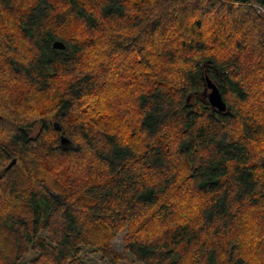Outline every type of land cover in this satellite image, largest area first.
Listing matches in <instances>:
<instances>
[{
    "label": "trees",
    "instance_id": "1",
    "mask_svg": "<svg viewBox=\"0 0 264 264\" xmlns=\"http://www.w3.org/2000/svg\"><path fill=\"white\" fill-rule=\"evenodd\" d=\"M258 7L0 0V264H264Z\"/></svg>",
    "mask_w": 264,
    "mask_h": 264
},
{
    "label": "water",
    "instance_id": "2",
    "mask_svg": "<svg viewBox=\"0 0 264 264\" xmlns=\"http://www.w3.org/2000/svg\"><path fill=\"white\" fill-rule=\"evenodd\" d=\"M54 47L56 49H64L65 45L61 42H56ZM207 91H208V100L209 103L211 104V106L219 111V112H226L227 111V104L225 103L223 96L220 92V89L218 88L217 84L214 83L211 80H207ZM56 129H60L58 126H56ZM62 143L66 144L68 143V140L63 138L62 139ZM15 162H13L12 164H14Z\"/></svg>",
    "mask_w": 264,
    "mask_h": 264
},
{
    "label": "rangeland",
    "instance_id": "3",
    "mask_svg": "<svg viewBox=\"0 0 264 264\" xmlns=\"http://www.w3.org/2000/svg\"><path fill=\"white\" fill-rule=\"evenodd\" d=\"M123 234L121 236H119L117 238V240L115 241L116 243V250L119 252L123 251ZM32 255L28 256L26 258V263L30 264L29 262L32 260ZM87 261L91 264H104L101 260L100 257L98 255H88L87 256Z\"/></svg>",
    "mask_w": 264,
    "mask_h": 264
},
{
    "label": "built area",
    "instance_id": "4",
    "mask_svg": "<svg viewBox=\"0 0 264 264\" xmlns=\"http://www.w3.org/2000/svg\"><path fill=\"white\" fill-rule=\"evenodd\" d=\"M258 8H259L260 12H264V10L261 7H258Z\"/></svg>",
    "mask_w": 264,
    "mask_h": 264
}]
</instances>
